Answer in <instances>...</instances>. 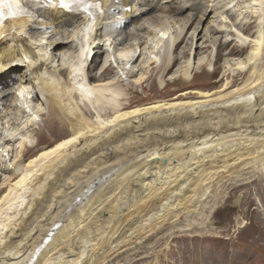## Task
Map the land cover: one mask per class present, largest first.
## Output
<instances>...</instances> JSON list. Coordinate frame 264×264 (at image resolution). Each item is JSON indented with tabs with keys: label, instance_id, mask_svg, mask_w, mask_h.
Masks as SVG:
<instances>
[{
	"label": "bare ground",
	"instance_id": "1",
	"mask_svg": "<svg viewBox=\"0 0 264 264\" xmlns=\"http://www.w3.org/2000/svg\"><path fill=\"white\" fill-rule=\"evenodd\" d=\"M95 1L87 24L81 12L50 8V22L23 13L0 32V264H103L167 221L194 230L192 219L216 201V185L245 176L264 155V0H231L226 9L240 6L256 25L254 34L231 31L240 44H251L230 64L246 78L235 88L233 75L218 92L171 96L163 94L166 77L196 16L144 21L151 11L140 5L153 9L155 0ZM138 9L139 24L126 33ZM179 22V34L172 33ZM203 64L190 57L170 82H189ZM106 66L117 67L123 84L161 93L125 104L116 76L104 78ZM191 93L197 98H187ZM83 104L112 112L92 119ZM42 123L55 142L41 132ZM210 207L206 219L216 204Z\"/></svg>",
	"mask_w": 264,
	"mask_h": 264
},
{
	"label": "rangeland",
	"instance_id": "2",
	"mask_svg": "<svg viewBox=\"0 0 264 264\" xmlns=\"http://www.w3.org/2000/svg\"><path fill=\"white\" fill-rule=\"evenodd\" d=\"M189 1L193 3L191 7L186 8L185 2ZM189 1L155 0L154 3L156 7L153 9L149 6L140 5L141 8L144 7L151 11L149 15L144 16V21L145 19H155L160 14H168L178 16L179 18L181 17V19L184 17V23L185 19L187 20L188 17H192L193 14L196 16V20L191 26L187 27L184 41L175 54V68L171 71L169 76L166 77L167 83L164 87L165 89H163V94L171 96L184 90L193 92L194 90H216V92H218V89L226 83V78L232 81L236 76L235 81L230 84L232 88H235L247 75L244 74L246 71L239 72L231 70L230 64L234 63L236 59L244 58L249 53L251 44H240L241 42L237 38V34L231 31L239 29L248 35L254 34L256 31L255 23L243 15L240 6L237 7L232 4L233 7L228 9L227 12L226 9L231 5H229L228 2H231V0ZM140 7L139 9H141ZM139 9L136 11L138 19L128 23L125 29L126 33L133 27L138 26V16L141 15ZM181 10L182 12H180ZM46 11L48 12V10H44L41 14H32L35 15L33 18L41 22H50L49 18L46 17ZM221 12H226L227 18L221 16ZM123 16H125V14L119 15L120 18ZM182 25V22H179L176 26H171L170 29H172V33L176 32L179 34L180 26ZM245 25L249 26L248 30H242L245 28ZM173 27L175 28L173 29ZM195 32L196 34L194 36L193 34ZM248 35L246 36L248 37ZM105 49L109 53L112 46L110 47V45L105 42L104 50ZM183 51H187L185 56H183ZM103 56L102 54V57L98 58L93 65L95 67L94 71H97V66L103 61ZM190 57L196 60L197 63L200 60H204V64L194 70L193 76L189 79V82L182 77L180 81L170 82V80H173L176 76L177 68L180 65H185ZM58 60L59 58L57 59V66L60 63ZM116 70L117 67L106 66L103 76L104 78L116 76L114 77L116 79L115 84L122 90V96L120 97L121 102L125 104L130 101L135 102L137 99L151 98L155 94L159 95L161 93L159 89L153 92L151 91V94H147L146 90L143 93L141 89L142 86H138L134 83L128 85L123 84L119 80L117 81V76L119 75ZM214 70L216 72H213ZM79 71L80 72L77 71L80 75L79 77L83 78L82 75H84L85 69L82 67ZM150 71L149 74L152 75L159 73L157 69H152ZM75 73L76 71L73 69L69 76L71 81H74ZM159 77L158 80L160 79ZM62 78H68V75L64 74ZM145 83H149V81ZM16 92L17 91H15V94ZM197 96V93H191L187 98H197ZM82 107L92 119H95L99 114L105 116L112 112L111 106L94 107L83 104ZM40 129L45 136L55 142L57 139L56 136L45 123L40 125ZM66 129L68 128L66 127ZM35 140H37V138H35ZM36 154L37 149H34L27 154L25 161H30L31 157ZM263 160L264 155L262 158L251 162L249 164V172L247 171L248 173L245 176H241L235 180H232V177L229 180L226 178L223 182L216 185V190L211 192V194H214L216 201L210 202L208 207L204 209V217L199 216L200 219L196 218L197 220L190 218V220L196 221L194 223V230L180 231L179 224L174 221H167L162 225L164 228L159 227L160 229L157 228V230L150 232L148 230L147 232L143 231V234H141V236L139 235L136 241L132 240V242L129 243L127 249L123 248L119 253H115L112 258H108L109 260L103 264H264ZM259 161L260 163H258ZM213 204H216V208L211 213V216L206 219L205 216L210 214V210L212 209L210 206H213ZM202 207L201 205V208ZM11 220H13V218ZM182 221L183 225L187 223L185 220ZM138 239L140 240L138 241Z\"/></svg>",
	"mask_w": 264,
	"mask_h": 264
},
{
	"label": "snow or ice",
	"instance_id": "3",
	"mask_svg": "<svg viewBox=\"0 0 264 264\" xmlns=\"http://www.w3.org/2000/svg\"><path fill=\"white\" fill-rule=\"evenodd\" d=\"M61 3H62V5H63L64 7H68L67 4H64L63 0H61Z\"/></svg>",
	"mask_w": 264,
	"mask_h": 264
}]
</instances>
